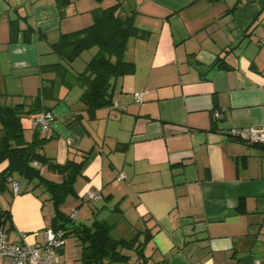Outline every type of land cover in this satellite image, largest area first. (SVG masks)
Returning <instances> with one entry per match:
<instances>
[{
  "label": "crops",
  "instance_id": "1",
  "mask_svg": "<svg viewBox=\"0 0 264 264\" xmlns=\"http://www.w3.org/2000/svg\"><path fill=\"white\" fill-rule=\"evenodd\" d=\"M114 2L69 0L60 16L56 0H0V101L34 97L55 77L40 67L57 60L51 43ZM123 4L147 32L128 39L124 58L135 71L115 81L113 101L126 108L103 106L90 116L77 84L58 83V99H44L54 120L41 133L49 139L40 152L57 163L88 154L74 181L75 223L116 215L111 231L120 217L139 224L132 237L146 238L142 255L125 249L133 255L124 264H264V144L228 135L232 127L264 124V0ZM34 132L24 129L25 139ZM17 181L18 193L11 185L0 193V208L11 217L8 238L32 246L44 240L54 214H44L46 193ZM69 236L60 259L83 264L80 241Z\"/></svg>",
  "mask_w": 264,
  "mask_h": 264
},
{
  "label": "trees",
  "instance_id": "2",
  "mask_svg": "<svg viewBox=\"0 0 264 264\" xmlns=\"http://www.w3.org/2000/svg\"><path fill=\"white\" fill-rule=\"evenodd\" d=\"M123 1L115 0L109 6L95 9L91 24L63 33L51 43V51L56 54L57 60L40 67L54 71L55 77L43 83L34 97L15 103L0 101V143L4 148V152H0V164L6 161L0 170V193L15 180V173L30 185L28 190L38 195L46 193L47 199L54 205L50 226L62 229L65 237L72 233L78 237L83 264L127 262L129 255L123 250L133 249L142 255L141 244L145 243L146 238L142 241L136 236L115 238L111 235L112 224L105 219L95 218L90 225L76 224L69 214L64 213L60 205L68 195H75L74 181L81 173L88 154H82L78 160L68 158L64 163L55 162L40 152L42 144L49 138L35 130L33 137L26 140L21 118L51 110L50 106L44 104V99H58V83L67 87L77 84L82 88L79 102L90 116L98 108L114 102L116 79L135 71V64L124 58L128 39L147 36V32L135 24V10L125 6ZM68 4L69 0H56L60 16L65 15ZM89 50L90 55L83 69L75 70V58ZM42 166L56 172L61 178L55 180L47 177L41 171ZM10 221V214L0 208V226L10 227Z\"/></svg>",
  "mask_w": 264,
  "mask_h": 264
},
{
  "label": "built area",
  "instance_id": "3",
  "mask_svg": "<svg viewBox=\"0 0 264 264\" xmlns=\"http://www.w3.org/2000/svg\"><path fill=\"white\" fill-rule=\"evenodd\" d=\"M135 102L143 101L141 91L133 92ZM111 109L124 110L125 105L112 102ZM54 120V113L51 110H42L35 114L31 119V126L40 134L47 133ZM228 135L234 139H242L252 143L264 144V124L259 126L232 127L228 130ZM46 136V135H45ZM47 137V136H46ZM11 190L14 194L20 190V183L17 180L11 182ZM89 198H98L100 195L87 190ZM77 215L76 211L69 214L71 219ZM66 243V237L62 229H54L48 226L44 229V240L30 246L23 242H17L8 238L7 230L0 226V257L6 258L7 264H64L60 259V250ZM130 264H145L141 260L132 261ZM252 264H260L255 259Z\"/></svg>",
  "mask_w": 264,
  "mask_h": 264
},
{
  "label": "rangeland",
  "instance_id": "4",
  "mask_svg": "<svg viewBox=\"0 0 264 264\" xmlns=\"http://www.w3.org/2000/svg\"><path fill=\"white\" fill-rule=\"evenodd\" d=\"M102 1V0H101ZM127 1H131V0H127ZM133 1V0H132ZM104 2H106V0H104ZM90 55V50L89 51H85L83 52L80 56H78L77 58H75V61L73 63L74 69L75 70H81L83 69L84 63L85 61L88 59ZM67 90V89H66ZM65 93H63L64 95ZM67 95V94H66ZM22 123L24 124L25 127V132L27 134H29L28 132H32L33 127L30 126L31 125V116L25 115L21 118ZM32 128V129H31ZM42 172L45 174L46 172L44 171V169L42 170ZM46 175V174H45ZM15 177V179L17 180H21V176L19 174H14L13 175ZM47 177L48 174L46 175ZM53 179V178H52ZM46 197V195H43V199ZM42 199V198H41ZM76 198L72 197V195H68L65 200L62 202V204L60 205V209H62V211L70 214L73 211H77L76 208V202H75ZM52 208V209H51ZM43 210H44V214H46V217H48V219H50L52 217V215L54 214V205L51 201L45 200L44 201V205H43ZM53 211V212H52ZM52 212V213H51ZM83 215V214H82ZM114 218H116V215H110L108 218V223H112L114 222ZM118 220V218H117ZM88 223H90V220H87ZM135 222H128L126 220H124L122 217H120V219L118 220L117 226L115 228V230L111 231V235L115 236V235H124L125 237L131 238L134 233L136 228H140L139 224H136V226L134 225ZM72 237H66V242L68 241V243L71 241ZM130 253V257H132L133 253ZM125 262H114L112 264H124Z\"/></svg>",
  "mask_w": 264,
  "mask_h": 264
},
{
  "label": "water",
  "instance_id": "5",
  "mask_svg": "<svg viewBox=\"0 0 264 264\" xmlns=\"http://www.w3.org/2000/svg\"><path fill=\"white\" fill-rule=\"evenodd\" d=\"M0 152H4V148L1 143H0Z\"/></svg>",
  "mask_w": 264,
  "mask_h": 264
}]
</instances>
